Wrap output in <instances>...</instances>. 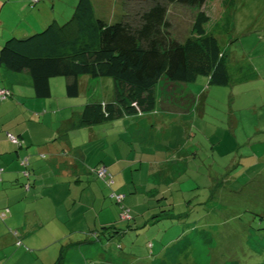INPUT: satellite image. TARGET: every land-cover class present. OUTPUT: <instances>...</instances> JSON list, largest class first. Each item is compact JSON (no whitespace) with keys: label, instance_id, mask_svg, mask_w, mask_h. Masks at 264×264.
Masks as SVG:
<instances>
[{"label":"rangeland","instance_id":"374dc122","mask_svg":"<svg viewBox=\"0 0 264 264\" xmlns=\"http://www.w3.org/2000/svg\"><path fill=\"white\" fill-rule=\"evenodd\" d=\"M6 1L1 18H6L7 31L19 30L17 37L42 31L54 17L59 25L71 21L78 2ZM30 1H35L33 7ZM91 1L96 16L111 24L124 12L137 15L149 0ZM234 1L232 6L224 0H206L201 7L167 5L172 36L181 42L192 35L199 10L209 15L205 28L227 53L230 83L212 85L206 76L190 83L163 77L155 87L156 108L141 117L134 114L144 122L133 126L129 115L125 121L113 120L117 131L113 121L94 125L104 145L87 144L92 159L85 172L79 159L81 181L76 167L67 179L58 177L66 182L64 189L51 191L54 211L41 201L31 204L49 221L35 230L33 239L43 242V249L23 242L26 256L32 257L19 264H35L38 255L37 264H52L62 248L64 264H264V0ZM228 12L232 20L227 29ZM35 17L49 22L30 29L26 24ZM80 78L79 95L71 99L68 112L115 99L112 77ZM66 81V76L51 79L58 102H64ZM187 86L195 98L183 91ZM162 98L176 112L165 111L158 103ZM170 142L164 154L154 156ZM160 157L167 159L161 169ZM110 158L121 160L120 172L111 169L112 185L91 171ZM156 170L158 176L150 175ZM117 195L125 196L122 202ZM124 208L129 217H122Z\"/></svg>","mask_w":264,"mask_h":264},{"label":"trees","instance_id":"16d2710c","mask_svg":"<svg viewBox=\"0 0 264 264\" xmlns=\"http://www.w3.org/2000/svg\"><path fill=\"white\" fill-rule=\"evenodd\" d=\"M205 1L149 0L137 15L124 12L116 23L108 24L96 16L91 0H78L71 21L59 25L55 20L42 31L9 37L0 48V65L13 72L28 71L35 96L42 99L51 97L54 77L75 78L67 85L71 97L79 95V76L112 77L115 99L87 103L81 115L83 126L142 114L156 108L155 87L163 77L190 83L206 76L212 85L230 83L227 53L213 32L206 30L210 18L204 10L197 12L192 35L185 41L171 33L169 3L201 7ZM234 2L224 0L226 6ZM231 20L228 12L227 29ZM64 259L61 249L55 264H64Z\"/></svg>","mask_w":264,"mask_h":264},{"label":"crops","instance_id":"0c3cea01","mask_svg":"<svg viewBox=\"0 0 264 264\" xmlns=\"http://www.w3.org/2000/svg\"><path fill=\"white\" fill-rule=\"evenodd\" d=\"M19 1L27 2L28 0ZM7 2L0 0V48L9 37L19 34L18 29L7 31L4 27L7 22L5 17L1 18V14ZM12 2L13 0L9 1V3ZM31 2V7H33L35 1ZM34 19V22L26 24L33 30L43 27L49 22V19L47 21L46 18L42 21L36 17ZM55 20L58 22L59 18L54 17ZM74 80L73 77H67L66 89L67 85ZM77 80L81 86L80 76ZM1 87L9 88L11 96L0 101V264H19L25 259L28 260V257H32L26 256L29 255V252L22 246L23 242L34 244L36 250L43 249L39 246L43 242H36L33 239L37 235L35 230L40 231L44 222L49 221L47 217L39 215L31 204H38L41 201L40 204L44 208L48 205L53 206L54 211L56 208L55 197L51 191L62 188L66 182V180L59 182L58 177L64 176L67 179L68 175L72 176L73 167H76V179L81 181L80 173L82 174L83 170L78 165V161L79 159L84 161L85 172L92 159V152L85 149L87 144L97 143L96 147L103 146L104 139L94 133V126L81 125L83 109L80 111L78 108L68 112V108L73 106L71 100L73 97L67 91L65 97H61L64 102L56 101L52 85L51 97L45 99L36 97L33 80L28 71L13 72L0 65ZM170 88L175 90L177 87L171 86ZM183 91L189 93L191 98H195L189 86L185 87ZM160 100L158 103H162L161 106L165 111L176 112L175 105L171 104L172 106H170L163 98ZM102 102L106 101L102 100ZM137 115L143 116L139 113ZM127 116L129 115L120 119L125 121ZM128 118L133 119L131 123L133 126L139 124L140 121H145L143 118L137 119L134 114ZM114 123L118 122L113 121L112 123L114 130L117 131L118 124ZM88 129H90L89 132ZM9 133L18 137L20 144L14 143ZM170 145H172L171 142L167 146L160 145L157 154L154 156L159 157V155L164 154L163 149ZM46 154L47 156H44ZM25 158L28 159L26 165L22 163ZM128 160L125 163H128ZM158 160L159 168L165 167L167 159L160 157ZM120 161L110 158L107 163L100 160L98 162L102 163L92 167L91 171L99 176L97 168L106 163L110 166L109 170H113V173L120 172ZM124 167L122 168V179L126 183V169ZM25 170L30 172L28 176L24 174ZM158 172L161 173L156 170L150 175L158 176ZM113 180V183H116L114 174ZM106 182L108 183L107 180ZM112 184L108 183V185ZM4 212L5 216L2 217L1 214ZM48 212L50 211L48 210ZM31 215L33 218H30ZM33 220H35L34 225L32 224ZM44 236L45 234L42 235V237ZM19 246L22 247L19 249ZM39 257V255L36 256V260L33 261L35 264H37ZM56 260L52 264H55ZM41 263L46 264L45 262Z\"/></svg>","mask_w":264,"mask_h":264},{"label":"built area","instance_id":"2783aa9c","mask_svg":"<svg viewBox=\"0 0 264 264\" xmlns=\"http://www.w3.org/2000/svg\"><path fill=\"white\" fill-rule=\"evenodd\" d=\"M9 96H11V90L9 88H7V87H1L0 88V101L8 98ZM9 136H10L11 140L14 143L20 144V140L18 139V137L14 136L11 133H9ZM22 163L24 165L28 164V159L27 158L23 159L22 160ZM97 172H98V174H99L100 177L106 178L109 184H112L114 182V180H113V174L111 173V171L109 170V168H108L107 165H101V166H99L97 168ZM29 173L30 172L28 170H25L24 171V174L27 175V176L29 175ZM116 197H117V201L120 203V202L123 201V199H124L125 196L124 195H117ZM127 211L126 212H123V215H122L123 218L129 217ZM1 216L2 217L5 216V212L2 213Z\"/></svg>","mask_w":264,"mask_h":264}]
</instances>
